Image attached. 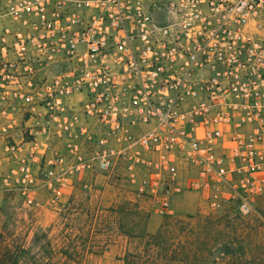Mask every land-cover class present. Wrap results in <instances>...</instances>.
I'll use <instances>...</instances> for the list:
<instances>
[{
	"label": "built area",
	"instance_id": "1",
	"mask_svg": "<svg viewBox=\"0 0 264 264\" xmlns=\"http://www.w3.org/2000/svg\"><path fill=\"white\" fill-rule=\"evenodd\" d=\"M1 1L0 101L21 104L36 160L66 139L70 160L45 171L55 196L120 161L162 212L185 187L213 209L264 197V0Z\"/></svg>",
	"mask_w": 264,
	"mask_h": 264
},
{
	"label": "rangeland",
	"instance_id": "2",
	"mask_svg": "<svg viewBox=\"0 0 264 264\" xmlns=\"http://www.w3.org/2000/svg\"><path fill=\"white\" fill-rule=\"evenodd\" d=\"M21 117L27 118L22 112ZM22 132L21 191L17 182L19 173L14 172L19 168V157L0 163V232L9 238L12 246H20L21 239L29 246L36 232H48L56 251L72 253L67 262L62 255H57L53 264H123L119 258L144 238H134L133 233L154 234L167 223L166 228L170 227L167 242L174 247L179 241H185L183 233L176 229L178 220L187 233L193 231L204 237L205 242L199 249L205 256H186L179 245L180 257L186 258L170 264H190L195 259L198 264H264V197L256 198L247 212L233 203H223L212 210L214 205L209 193L185 187L179 192L170 191V206L162 212L150 195L138 193L120 161L111 171L72 174L62 195L57 197L44 185L45 171L56 156L63 155L65 161L70 160L66 139L40 143L36 160L29 150L32 144L30 127H23ZM90 144L93 146L95 142ZM25 162L31 165L32 181L23 179ZM197 172L196 167L183 162L181 183L186 185ZM123 205L126 206L124 211ZM145 240L147 238L140 243L141 248ZM188 246L192 247L186 244ZM225 247L230 252L220 255ZM27 260L21 262L20 258L17 264L44 262L42 258ZM4 264L16 263L6 259Z\"/></svg>",
	"mask_w": 264,
	"mask_h": 264
},
{
	"label": "trees",
	"instance_id": "3",
	"mask_svg": "<svg viewBox=\"0 0 264 264\" xmlns=\"http://www.w3.org/2000/svg\"><path fill=\"white\" fill-rule=\"evenodd\" d=\"M125 207L126 206L123 205L122 211H124ZM177 223H179L176 228L177 231H181L183 233L182 235H184V238L186 239L185 241H179L177 246L181 245L186 256H194V258L205 256L204 253H201L199 249L205 242L204 237H200L193 231L187 233L188 230L186 229V227H182V225L184 224H181L182 222L178 220ZM166 226L167 223L164 224L163 227H160V229L154 234L147 232L141 234L142 231L138 232L137 234L133 233L132 237L134 238L144 237L143 239H140L141 244L144 239L147 238L144 243V248L140 247V243H136L137 245L134 248L129 247V249L125 251L123 256H121L119 259L123 262V264H170V262L173 260H184L186 256L180 257L179 253L182 249L177 246L172 247L171 244L167 242V233L169 232L170 227L166 228ZM8 239L9 238H7L3 232H0V264H4V261L6 259L12 260L14 263L17 264L20 258L21 262L27 259L31 260L32 258H42L44 259V262L41 264H53L52 262H55V258L59 254L62 255L63 258H65V262L71 260L70 256L72 255V253L68 250L56 251V248L52 243L53 238L49 236L48 232H43L41 234L39 232H36L29 246L25 245V241H23V239H21L20 246H12L11 242L8 241ZM182 242H184L185 244ZM186 244L191 245L192 247H186ZM227 248L228 247H225V249H223L220 255H225L226 253H229L230 251H226ZM228 257L233 260V258H231L230 256ZM216 258H219V256H217ZM190 264L198 263L195 259Z\"/></svg>",
	"mask_w": 264,
	"mask_h": 264
},
{
	"label": "crops",
	"instance_id": "4",
	"mask_svg": "<svg viewBox=\"0 0 264 264\" xmlns=\"http://www.w3.org/2000/svg\"><path fill=\"white\" fill-rule=\"evenodd\" d=\"M5 12V3L0 0V15ZM7 17L0 18V30L2 24L8 23ZM28 126L21 117V104L12 106L0 101V163L7 159H18L17 148L21 146L23 127Z\"/></svg>",
	"mask_w": 264,
	"mask_h": 264
}]
</instances>
